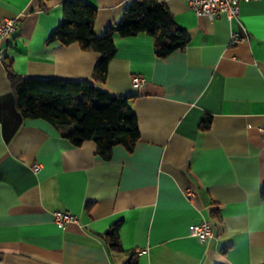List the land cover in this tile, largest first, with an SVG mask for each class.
Segmentation results:
<instances>
[{
    "label": "crops",
    "instance_id": "obj_1",
    "mask_svg": "<svg viewBox=\"0 0 264 264\" xmlns=\"http://www.w3.org/2000/svg\"><path fill=\"white\" fill-rule=\"evenodd\" d=\"M64 1L0 0V22L19 24L2 44L9 70L0 58V264H124L131 253L139 264H264V0L239 2L232 20L165 0L188 45L158 56L145 32L115 35L105 84L98 51L47 42ZM85 1L102 35L132 0ZM234 33L245 40L232 45ZM9 72L132 94L140 139L109 159L94 140L72 145V127L24 118ZM134 74L147 82L134 87ZM57 210L77 221L59 226ZM203 220L214 230L204 242L190 234ZM117 222L123 251L104 237Z\"/></svg>",
    "mask_w": 264,
    "mask_h": 264
},
{
    "label": "trees",
    "instance_id": "obj_2",
    "mask_svg": "<svg viewBox=\"0 0 264 264\" xmlns=\"http://www.w3.org/2000/svg\"><path fill=\"white\" fill-rule=\"evenodd\" d=\"M50 0H39L41 10L50 8ZM63 18L47 42L64 45L79 43L82 49H94L98 58L94 79L105 84L108 66L116 53L115 35L128 37L146 33L154 38L156 54L166 56L190 42L189 35L175 22L165 0H132L116 22L102 35L96 34L97 6L85 0H65ZM9 70L10 59L6 56ZM20 113L26 119H46L58 127H72L64 133L72 145L88 140L98 145V153L109 159L113 147L122 144L132 150L140 139L138 118L132 109V94H114L85 80L24 77L9 72ZM211 121L205 118L203 127ZM264 199V186L262 188ZM121 222L104 236L109 250L123 251ZM213 224V223H212ZM124 264H139V254L131 253Z\"/></svg>",
    "mask_w": 264,
    "mask_h": 264
},
{
    "label": "built area",
    "instance_id": "obj_3",
    "mask_svg": "<svg viewBox=\"0 0 264 264\" xmlns=\"http://www.w3.org/2000/svg\"><path fill=\"white\" fill-rule=\"evenodd\" d=\"M243 0H188L190 5L198 15H204L210 19L219 17L220 15L226 16L229 20L237 18L240 13V3ZM16 18H7L0 22V58L7 65L5 48L2 46L3 42L14 34L19 24ZM246 36H240L236 33L232 35L231 44L235 45L242 40H245ZM147 82V78L142 75L134 74L132 76V84L134 87L139 88ZM262 137L264 139V126L260 128ZM34 168L39 169V165H35ZM54 219L56 223L64 227L71 222H76V215L74 216L70 212L57 210L54 213ZM213 224L210 220H203L202 222L195 224L191 228V235L198 238L200 241H205L213 236Z\"/></svg>",
    "mask_w": 264,
    "mask_h": 264
}]
</instances>
